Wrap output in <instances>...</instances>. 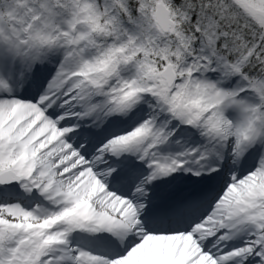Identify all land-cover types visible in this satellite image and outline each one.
<instances>
[{"label": "snow or ice", "instance_id": "6c2138e0", "mask_svg": "<svg viewBox=\"0 0 264 264\" xmlns=\"http://www.w3.org/2000/svg\"><path fill=\"white\" fill-rule=\"evenodd\" d=\"M0 264H264V0H0Z\"/></svg>", "mask_w": 264, "mask_h": 264}]
</instances>
